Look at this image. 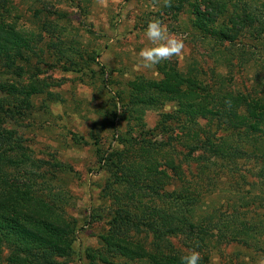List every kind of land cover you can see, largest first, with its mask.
Returning a JSON list of instances; mask_svg holds the SVG:
<instances>
[{
    "label": "rangeland",
    "instance_id": "rangeland-1",
    "mask_svg": "<svg viewBox=\"0 0 264 264\" xmlns=\"http://www.w3.org/2000/svg\"><path fill=\"white\" fill-rule=\"evenodd\" d=\"M171 2V7H165L163 0H0V25L19 31L32 45L31 62L19 63L24 70L10 69L6 58H0L2 94L16 103H21L23 96L11 97L9 91L32 96L30 108L13 117L1 116L0 132L10 142L0 145L13 149L10 155L20 170L13 167L11 171L33 173L36 188L43 195L47 190L59 194L61 214L68 222L77 221L71 254L60 258L62 264H105L102 255L113 263L127 261L107 251L103 241L120 207L114 193L107 192V182L115 171L107 158L132 137L154 139L153 130L165 119L175 127L181 125L163 118L178 107L175 102L163 107H135L132 114L123 112L142 80L163 81L174 67L186 77L190 74L201 87L229 94L254 89L264 96V70L259 68L264 47L256 46L253 34L235 43L236 49L250 51L251 55L246 52L243 58L252 57L251 64L241 68L242 50L222 53L213 43L201 40L191 28L190 16L177 8V0ZM152 19H160L171 34L182 38L185 50L180 57L145 68L138 53L149 46L145 31ZM164 139L170 140L169 136ZM248 167L244 165L245 171ZM192 168L196 174L198 168ZM248 183L245 191L237 194L217 191L210 204L231 211L229 205V209L223 205L233 195L231 199L243 205L238 210L247 212L243 218L252 219L250 211L264 213V202L252 200L258 191ZM238 197H244L242 202ZM153 201L159 206L167 203L166 198ZM210 204L204 206L206 210ZM125 236L148 248L153 240V233L146 230H129ZM168 240L181 255L194 249L209 264H259L264 260V252L254 239L246 245L213 233L206 238L205 248L172 235Z\"/></svg>",
    "mask_w": 264,
    "mask_h": 264
},
{
    "label": "trees",
    "instance_id": "trees-1",
    "mask_svg": "<svg viewBox=\"0 0 264 264\" xmlns=\"http://www.w3.org/2000/svg\"><path fill=\"white\" fill-rule=\"evenodd\" d=\"M177 3V8L190 16L191 28L201 40L213 43L222 53L242 50L241 68L246 69L252 57L243 58L246 52L251 55L250 51L235 48L240 37L252 33L256 46L264 47V0ZM31 48L30 39L14 28L0 25V58H6L8 68L24 70L19 63L31 62ZM261 63L259 68L264 70V57ZM168 71L170 74L163 81L142 80L131 92L128 109L125 107L123 112L132 114L130 110L135 107H163L175 102L178 107L163 118L181 125L175 127L165 119L153 130L154 139L132 137L107 158L115 170L107 182V192L114 193V201L120 206L109 234L103 238L107 251L127 259L121 264L136 260L141 264H180L182 255L175 245L169 244V236L190 239L205 248L206 238L215 233L221 239L246 245L254 239L264 252V213L250 211L252 219L243 218L247 212L238 210L243 205L231 199L233 195L223 205H229L231 211L210 204L217 191L244 192L249 181L250 188L258 191L252 200L264 202V96L254 89L222 93L201 87L178 68ZM3 92L0 89V122L4 121L1 116L13 117L21 109L31 107V93L9 91L7 95L11 97L23 96L21 103H16ZM206 116L209 119L204 122ZM8 140L0 132L1 145ZM1 145L0 264H62L60 258L71 254L77 221L68 222L61 214L59 194L47 190L43 195L36 188L33 173L11 171L13 167L14 171L20 170L10 155L13 149ZM14 146L15 150L19 148L17 143ZM246 164L249 167L245 171ZM193 166L198 168L196 174ZM161 198H166L167 203L156 205L153 200ZM238 198L242 202L244 197ZM207 203L208 210L204 207ZM129 230L152 232L150 248L141 243L135 245L137 242L125 236ZM102 257L105 264H118ZM200 264L209 263L200 260Z\"/></svg>",
    "mask_w": 264,
    "mask_h": 264
},
{
    "label": "clouds",
    "instance_id": "clouds-1",
    "mask_svg": "<svg viewBox=\"0 0 264 264\" xmlns=\"http://www.w3.org/2000/svg\"><path fill=\"white\" fill-rule=\"evenodd\" d=\"M163 2L165 7H171V0H163ZM145 36L149 46H145L138 53L145 68H152L173 57H180L184 53V40L171 34L160 19H152L148 22ZM225 103L230 105L231 101H225ZM200 260V253L193 249L180 257V264H200ZM259 264H264V260H261Z\"/></svg>",
    "mask_w": 264,
    "mask_h": 264
}]
</instances>
